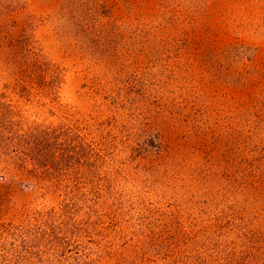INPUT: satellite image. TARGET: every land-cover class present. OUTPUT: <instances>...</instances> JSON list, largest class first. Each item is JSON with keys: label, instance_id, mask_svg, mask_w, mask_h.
I'll list each match as a JSON object with an SVG mask.
<instances>
[{"label": "rangeland", "instance_id": "rangeland-1", "mask_svg": "<svg viewBox=\"0 0 264 264\" xmlns=\"http://www.w3.org/2000/svg\"><path fill=\"white\" fill-rule=\"evenodd\" d=\"M62 1L0 0V88L20 78L41 88L23 69L53 63L63 75L59 103L118 134L120 231L91 264H162L180 252L264 264V0H95L110 21L95 22V33L78 30ZM35 96L24 100L31 114H61ZM43 192L23 170L5 172L0 220ZM19 238L1 235L0 252ZM30 238L53 264H90L79 255L90 239Z\"/></svg>", "mask_w": 264, "mask_h": 264}, {"label": "trees", "instance_id": "trees-1", "mask_svg": "<svg viewBox=\"0 0 264 264\" xmlns=\"http://www.w3.org/2000/svg\"><path fill=\"white\" fill-rule=\"evenodd\" d=\"M63 1L67 18L76 22L78 30L95 33L100 31L95 22H110L101 1L94 0L93 6L83 0ZM23 71H33L42 87L35 89L20 78L12 90L0 88V179L10 170H23L44 192L40 202L32 203L15 219L0 220V236H17V243L26 244L22 250L14 248L16 243L0 252V264H53L42 249L27 245L35 240L31 235L49 232L61 233L68 240V236L81 237L77 240L80 244H87L90 239L91 246H84L79 255L84 262L96 263L105 257V248H112L113 242L108 238L120 231L116 215L124 202L114 191L115 168L111 170L117 156L118 134L98 117L72 112L59 103L63 75L55 64L33 59ZM31 95L57 105L61 114L52 120L31 114L24 101L30 100ZM59 245L51 248L50 256L61 252ZM193 253L197 255L199 250L194 249ZM173 257L162 264H225L222 257L216 262L206 256L196 260L186 252ZM250 264H255V255Z\"/></svg>", "mask_w": 264, "mask_h": 264}]
</instances>
